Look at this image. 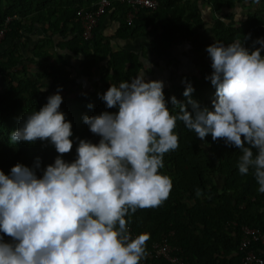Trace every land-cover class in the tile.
I'll return each mask as SVG.
<instances>
[{"label":"clouds","instance_id":"obj_1","mask_svg":"<svg viewBox=\"0 0 264 264\" xmlns=\"http://www.w3.org/2000/svg\"><path fill=\"white\" fill-rule=\"evenodd\" d=\"M258 43L252 50L240 40L207 46L211 109L192 99L190 83L187 104L172 96L169 107L164 82L145 78L148 64L130 81L111 84L100 98L117 111L83 117L100 139H80L71 162L63 159L73 133L59 91L27 113L10 143L47 141L58 155L42 176L35 171L39 158L34 168L0 170V264H141L150 236L133 237L126 217L169 198L172 180L160 169L165 154L179 147L177 121L202 141L211 134L235 146L238 172L252 170L264 193V39Z\"/></svg>","mask_w":264,"mask_h":264},{"label":"trees","instance_id":"obj_2","mask_svg":"<svg viewBox=\"0 0 264 264\" xmlns=\"http://www.w3.org/2000/svg\"><path fill=\"white\" fill-rule=\"evenodd\" d=\"M97 0H0V24L5 16H17L7 24L4 38L10 41L19 39L23 31L31 32L35 27L39 33L38 42L33 44L31 56L27 60L36 66H44L50 54L48 47H60L80 55L84 75L98 61L104 64L101 70V86L104 93L111 84L130 81L141 69L136 54L118 41L147 39V50L162 57L174 40L182 37L191 40L203 29L207 30L214 41L224 44L240 40L252 50L261 47L259 40L264 39V0H259L242 19L235 24L230 11L235 7L245 6L246 2L256 0H156L153 10L139 9L135 17L126 22L123 14L127 10L125 2L110 0L103 14L92 30L91 38L83 40L80 28L75 20V11L79 8L91 9ZM205 6L212 13H217L211 24L204 26L200 7ZM108 16L115 28L111 36L102 32V21ZM53 37H58L53 40ZM114 41V48L110 41ZM117 44V45H116ZM264 54V48H261ZM6 57V60L3 58ZM20 58L13 54L11 47L0 51V78L4 84L0 89V170L10 174L11 168L23 164L34 168L37 158L40 167L35 168L37 176H42L47 165L54 163L58 153L49 142L9 141L14 125L20 124L29 111L40 109L47 103V97L59 91L62 96L60 111L63 113L82 114L85 109L115 112L108 109L97 92H88L67 96L68 78L59 76L55 69L43 68L33 77L20 71H7ZM196 74H182V84L164 86L165 99L175 96L187 104L183 95L190 83L194 91L192 99L200 105L212 108L216 98L215 87L206 77L211 75V57L197 63ZM45 79V80H44ZM191 110V105H187ZM175 112V110H174ZM66 118V117H65ZM67 119V118H66ZM72 125L73 148L63 156L67 162L76 158V147L84 139L98 143L100 137L93 134L83 119H76ZM179 136V147L164 156L161 173L172 180L169 198L159 207L138 209L126 217L130 233L135 236L145 233L150 236L146 250L151 242L165 239L174 246L175 254L184 258L187 264H238L240 253L237 243L240 237L239 226L258 227L264 230V193L258 192L252 170L246 175L238 172L237 160L240 151L235 146L226 145L223 139L213 140L211 134L200 140L194 133L177 121L175 129ZM202 192L196 195V190ZM8 240V237H5ZM254 252L264 258V242L251 243ZM151 264H165L161 258H153Z\"/></svg>","mask_w":264,"mask_h":264},{"label":"rangeland","instance_id":"obj_3","mask_svg":"<svg viewBox=\"0 0 264 264\" xmlns=\"http://www.w3.org/2000/svg\"><path fill=\"white\" fill-rule=\"evenodd\" d=\"M245 6H235L229 13L231 15V20L226 21L229 24H235L238 20L242 19L244 13L249 11L253 7H257V2H246ZM201 17L204 21V26L207 27L211 24L212 19L217 16V13H212L205 6L200 7ZM17 17V16H15ZM106 25V26H105ZM104 25L106 34H112L115 28L114 23L111 24L107 22ZM111 25V27H110ZM113 25V26H112ZM28 33L25 30L22 34ZM25 35V34H24ZM33 35V33L31 34ZM110 36V35H107ZM38 42L34 40L33 42ZM214 41L211 39L209 32L205 29L200 31V33L191 40H185L181 36L178 37L173 43L167 47L166 52L162 57L156 58L155 53H151L147 50L148 44L147 39H133V40H125L124 45H120V47L127 48L130 52L136 54L139 62L142 64V68H146L147 65H150L149 69L145 72V78L147 80H162L164 82V86H170L171 84H182L184 82L182 74H196L197 73V63L202 59H207L209 54L206 51L207 46L213 44ZM111 47L114 48L113 40L110 41ZM13 54L20 55L17 63L12 68H8L7 71H15L17 75H21L20 71H25L26 75L34 76L36 73L42 72L43 68L48 67L49 69H55L59 76H65L68 78L67 82V96H73L75 94L88 93V92H97L98 94L103 92V87L101 86V68L104 64L103 61H98L91 68L90 73L84 75L81 68V60L80 55H77L74 52H70L64 48L56 47H48L47 51L50 54L45 59H38L40 62H44V66L40 65L36 66L32 62L27 60L28 56H31V49L28 51L27 58L22 54L16 51L17 47L15 44L11 43L9 45ZM8 47V46H7ZM6 47V50H7ZM25 47V46H24ZM5 50V48L3 49ZM6 60V57L3 58ZM140 69V70H141ZM139 70V71H140ZM138 71V72H139ZM137 72V74H138ZM136 74V75H137ZM135 75V76H136ZM134 76V77H135ZM133 77V78H134ZM45 80V79H44ZM3 80L0 78V89L3 87ZM38 111L39 109H34ZM32 110V111H34ZM29 111L28 113L32 112ZM102 109L94 110L93 107L85 109V111L80 114L71 113V110L65 111V117L68 121H72L76 119H83L85 115H98L102 113ZM79 123V122H78ZM20 124L14 125L12 127V131L16 130ZM10 141V139H9ZM22 142V141H21ZM17 142V143H21ZM40 144H45L47 141L37 140Z\"/></svg>","mask_w":264,"mask_h":264},{"label":"built area","instance_id":"obj_4","mask_svg":"<svg viewBox=\"0 0 264 264\" xmlns=\"http://www.w3.org/2000/svg\"><path fill=\"white\" fill-rule=\"evenodd\" d=\"M125 2L127 10L123 14V19L130 22L139 9L153 10L156 0H119ZM110 0H97L91 9L79 8L75 11V20L79 24L80 36L87 40L92 36V30L96 26L99 17L103 14ZM11 18L18 19L15 16H5L0 24V39L3 38L7 30V24ZM240 237L237 243V250L240 253L238 264H264V258L254 252L250 247L251 243L264 242V230L258 227L239 226ZM133 237L135 235L131 233ZM176 248L168 244L165 239H159L151 242L150 247L146 250V256L141 260V264H151L153 258H161L165 264H187L184 258L174 253Z\"/></svg>","mask_w":264,"mask_h":264},{"label":"crops","instance_id":"obj_5","mask_svg":"<svg viewBox=\"0 0 264 264\" xmlns=\"http://www.w3.org/2000/svg\"><path fill=\"white\" fill-rule=\"evenodd\" d=\"M107 22H109V23H111V24H113L112 22H110V19L108 18V16H106L104 19H103V21H102V23H101V25H102V32H103V34H105V35H112L111 33L110 34H106V32H105V29L106 28H104V25L105 24H107ZM106 26V25H105ZM113 26V25H112ZM110 27H111V25H110ZM31 34L33 33V35H31V34H28V33H24V34H22L21 36H20V38L19 39H16V40H12V41H10L8 38H2V39H0V51H2L4 48H6L7 46H9L11 43H13V44H15V46L17 47V49H16V51L18 52V53H20V54H22L24 57H26L27 58V56L26 55H28V51L30 50V49H28V48H30V47H32L33 46V44L35 43V42H33L34 40H37L38 38H39V33H38V31L36 30V28L34 27L33 29H32V31L30 32ZM57 40L58 39V37H53V40ZM115 42L116 41H114V43H113V45L115 44ZM118 44H119V46L120 45H124V41H118L117 42ZM32 45V46H31ZM117 45V44H116ZM25 46V47H24ZM28 58H30V56H28ZM27 58V59H28Z\"/></svg>","mask_w":264,"mask_h":264}]
</instances>
